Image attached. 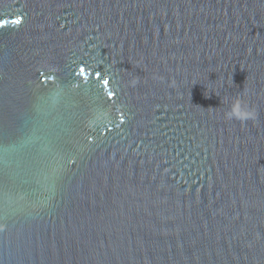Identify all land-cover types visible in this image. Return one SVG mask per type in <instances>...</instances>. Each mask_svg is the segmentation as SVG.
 I'll use <instances>...</instances> for the list:
<instances>
[{"label": "water", "instance_id": "1", "mask_svg": "<svg viewBox=\"0 0 264 264\" xmlns=\"http://www.w3.org/2000/svg\"><path fill=\"white\" fill-rule=\"evenodd\" d=\"M0 264H264V0H0Z\"/></svg>", "mask_w": 264, "mask_h": 264}, {"label": "clouds", "instance_id": "2", "mask_svg": "<svg viewBox=\"0 0 264 264\" xmlns=\"http://www.w3.org/2000/svg\"><path fill=\"white\" fill-rule=\"evenodd\" d=\"M256 113L252 109H248L246 106L242 107V102L237 100L233 103L232 107L225 113V117L228 120H240L246 121L248 119H254Z\"/></svg>", "mask_w": 264, "mask_h": 264}, {"label": "snow or ice", "instance_id": "3", "mask_svg": "<svg viewBox=\"0 0 264 264\" xmlns=\"http://www.w3.org/2000/svg\"><path fill=\"white\" fill-rule=\"evenodd\" d=\"M16 23H20V21L18 20V21H16ZM81 72L83 73L84 72V69H81Z\"/></svg>", "mask_w": 264, "mask_h": 264}]
</instances>
